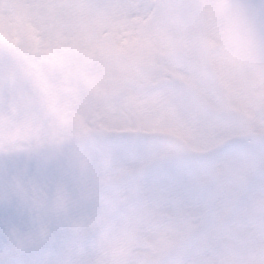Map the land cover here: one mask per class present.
Returning a JSON list of instances; mask_svg holds the SVG:
<instances>
[{"label": "clouds", "instance_id": "obj_1", "mask_svg": "<svg viewBox=\"0 0 264 264\" xmlns=\"http://www.w3.org/2000/svg\"><path fill=\"white\" fill-rule=\"evenodd\" d=\"M180 2L134 12L106 69L66 51L43 13L0 0V264H187V236L141 193L157 170L215 166L205 117L230 127L222 151L247 174L246 207L264 200V0ZM111 103L135 114L113 122ZM48 154L71 179L39 167Z\"/></svg>", "mask_w": 264, "mask_h": 264}, {"label": "snow or ice", "instance_id": "obj_2", "mask_svg": "<svg viewBox=\"0 0 264 264\" xmlns=\"http://www.w3.org/2000/svg\"><path fill=\"white\" fill-rule=\"evenodd\" d=\"M18 15L43 13L57 29L72 40L66 51L83 53L89 61L108 59L121 51L125 36L124 22L142 8L167 9L178 12L180 0H15ZM0 17V21H2ZM105 23L111 24L107 30ZM166 72L168 79H178L179 73ZM102 74L96 83L106 90ZM135 101V98H132ZM139 111V109H136ZM125 106L107 105L104 116L116 122L129 118ZM194 120L201 113L193 109ZM203 123L210 135L218 138L215 166L207 163L195 166L174 165L157 170L150 189L141 193L154 204V214L187 236V264H229L235 253L252 248L249 264H264V200L254 209L246 207L248 177L225 157L222 149L231 140L230 127L205 117ZM148 131V129H144ZM39 167L54 178L71 179L62 160L55 154L43 155ZM255 191L264 193V174L255 179Z\"/></svg>", "mask_w": 264, "mask_h": 264}]
</instances>
